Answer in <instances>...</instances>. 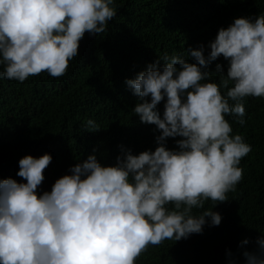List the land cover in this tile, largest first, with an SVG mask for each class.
Wrapping results in <instances>:
<instances>
[{"label": "clouds", "instance_id": "obj_1", "mask_svg": "<svg viewBox=\"0 0 264 264\" xmlns=\"http://www.w3.org/2000/svg\"><path fill=\"white\" fill-rule=\"evenodd\" d=\"M119 7L117 0H0V80L66 75L85 34L107 32ZM207 48V56L204 44L165 52L125 81L138 97L135 116L159 133L155 150L136 154L121 144L107 165L94 148L50 191L42 189L50 153L22 157V181L0 179V264H137L150 246L221 224L213 209L237 191L241 161L253 151L232 123L247 124L249 97L264 99V13L234 18ZM221 57L226 73L219 63L210 71ZM84 127L100 130L91 118ZM257 244L244 252L246 264H264V235Z\"/></svg>", "mask_w": 264, "mask_h": 264}, {"label": "trees", "instance_id": "obj_2", "mask_svg": "<svg viewBox=\"0 0 264 264\" xmlns=\"http://www.w3.org/2000/svg\"><path fill=\"white\" fill-rule=\"evenodd\" d=\"M117 4L118 15L109 30L99 36L85 34L66 75L53 78L44 72L23 84L0 80V179L22 181L17 176L19 160L50 153L53 160L42 185L50 191L94 148L107 165L114 164L121 144L136 154L155 150L159 133L135 116L138 97L125 81L165 52L184 53L204 44L207 56V45L220 27L229 26L234 18L264 13V0H117ZM218 63L226 73L223 57L212 63L210 71L215 73ZM246 111L247 124L232 126L253 151L241 161L245 172L237 191L213 209L221 213V224L206 225L202 234L188 239L150 246L137 264H229L230 260L246 264L244 252L257 250V240L264 235V99L249 97ZM89 118L100 130H85ZM168 146H176L172 138ZM212 206L209 201L205 209ZM245 239L249 242L242 244Z\"/></svg>", "mask_w": 264, "mask_h": 264}]
</instances>
